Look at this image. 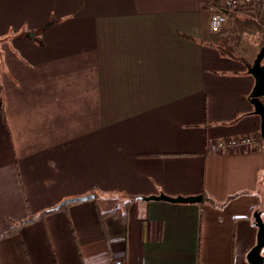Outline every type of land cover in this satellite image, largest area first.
Instances as JSON below:
<instances>
[{
  "label": "crops",
  "instance_id": "0c3cea01",
  "mask_svg": "<svg viewBox=\"0 0 264 264\" xmlns=\"http://www.w3.org/2000/svg\"><path fill=\"white\" fill-rule=\"evenodd\" d=\"M220 10L0 0V234L33 219L0 238V264H248L264 142L208 144L260 137L248 68L261 37L238 11L211 32ZM160 194L202 201L139 199ZM116 207L125 220L107 214Z\"/></svg>",
  "mask_w": 264,
  "mask_h": 264
},
{
  "label": "water",
  "instance_id": "95a60500",
  "mask_svg": "<svg viewBox=\"0 0 264 264\" xmlns=\"http://www.w3.org/2000/svg\"><path fill=\"white\" fill-rule=\"evenodd\" d=\"M264 45L259 49L252 66L248 68L249 74L254 78V86L249 95L250 103L253 106V114L260 118V137L264 142V103L262 98L264 97ZM93 196H86L83 198H74L66 200L62 205L89 200ZM146 201H165L175 204H196L202 201V196L193 197H169L163 194L158 196H151L149 198H139ZM254 226L257 228V240L255 246L247 254L248 264H264V256L261 254L264 250V221L261 218L259 212L253 213Z\"/></svg>",
  "mask_w": 264,
  "mask_h": 264
},
{
  "label": "built area",
  "instance_id": "2783aa9c",
  "mask_svg": "<svg viewBox=\"0 0 264 264\" xmlns=\"http://www.w3.org/2000/svg\"><path fill=\"white\" fill-rule=\"evenodd\" d=\"M264 0H222V10L214 12L209 20V29L213 33H219L227 25L230 15L243 8H255ZM263 144L259 136L246 135L235 138L214 140L209 142L208 150L212 154H219L235 149L258 148ZM116 264H121L116 262Z\"/></svg>",
  "mask_w": 264,
  "mask_h": 264
},
{
  "label": "trees",
  "instance_id": "16d2710c",
  "mask_svg": "<svg viewBox=\"0 0 264 264\" xmlns=\"http://www.w3.org/2000/svg\"><path fill=\"white\" fill-rule=\"evenodd\" d=\"M260 6L255 8H243L238 10V12H243L248 17L245 19L240 20V23L245 26L246 34L253 35V36H260V48L264 45V24L260 21H257L258 15H260ZM264 62V59H263ZM262 101L264 103V97L262 98ZM108 215H111L113 217H119L121 220L126 219V212L118 207L113 208L109 212H107ZM33 219H25L22 220L15 228L11 229L10 231H6L0 234V238H3L7 235H11L19 230V228L24 225L25 223L31 222Z\"/></svg>",
  "mask_w": 264,
  "mask_h": 264
},
{
  "label": "rangeland",
  "instance_id": "374dc122",
  "mask_svg": "<svg viewBox=\"0 0 264 264\" xmlns=\"http://www.w3.org/2000/svg\"><path fill=\"white\" fill-rule=\"evenodd\" d=\"M257 21H259V19L257 18Z\"/></svg>",
  "mask_w": 264,
  "mask_h": 264
}]
</instances>
